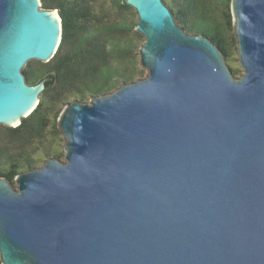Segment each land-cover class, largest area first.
Returning <instances> with one entry per match:
<instances>
[{
	"label": "water",
	"instance_id": "water-1",
	"mask_svg": "<svg viewBox=\"0 0 264 264\" xmlns=\"http://www.w3.org/2000/svg\"><path fill=\"white\" fill-rule=\"evenodd\" d=\"M146 76L72 101L64 161L0 177L1 264H264V0H231L242 74L163 0H123ZM61 34L39 0H0V125L16 128Z\"/></svg>",
	"mask_w": 264,
	"mask_h": 264
},
{
	"label": "trees",
	"instance_id": "trees-1",
	"mask_svg": "<svg viewBox=\"0 0 264 264\" xmlns=\"http://www.w3.org/2000/svg\"><path fill=\"white\" fill-rule=\"evenodd\" d=\"M163 1L185 33L207 38L230 61L236 52L231 0ZM39 2L43 9L57 11L61 34L48 62L30 61L22 69L27 84L44 81L36 108L16 128L0 125V177L13 187L18 174L39 162L32 156L36 150L62 158L52 143L59 135L56 120L67 104L109 94L145 74L138 67L143 38L134 30L137 17L123 0H107L101 12L94 11L95 0ZM230 70L237 78L238 70Z\"/></svg>",
	"mask_w": 264,
	"mask_h": 264
},
{
	"label": "rangeland",
	"instance_id": "rangeland-1",
	"mask_svg": "<svg viewBox=\"0 0 264 264\" xmlns=\"http://www.w3.org/2000/svg\"><path fill=\"white\" fill-rule=\"evenodd\" d=\"M109 5V3L107 2V0H95V3L93 4V9L95 12H101L104 11L105 8ZM136 22H137V18H136ZM226 65L229 68H234L238 70V75L237 77H239L242 74V69L239 65L238 62V57H237V52H235L233 54V56L231 57L230 61H225ZM139 68L140 65L138 66ZM142 70H144L145 74L141 77H145L146 76V70L141 68ZM141 78H137V79H141ZM89 101V100H88ZM86 101V102H88ZM57 127V124H56ZM54 143H52V146L54 147V149L59 150L61 153H63V156L61 159H59L60 161H64V150H63V146H64V137L59 133V135L57 137L54 138L53 140ZM44 153V149H38L36 150V153H34L32 156L34 158H38V163L34 166V168H40L48 159H51L53 157H46L45 155H43Z\"/></svg>",
	"mask_w": 264,
	"mask_h": 264
}]
</instances>
